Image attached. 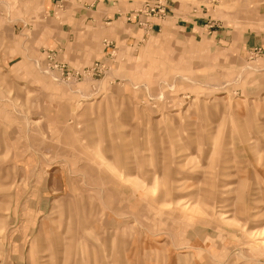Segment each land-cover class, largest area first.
I'll list each match as a JSON object with an SVG mask.
<instances>
[{
	"label": "rangeland",
	"instance_id": "obj_1",
	"mask_svg": "<svg viewBox=\"0 0 264 264\" xmlns=\"http://www.w3.org/2000/svg\"><path fill=\"white\" fill-rule=\"evenodd\" d=\"M0 264H264V0H0Z\"/></svg>",
	"mask_w": 264,
	"mask_h": 264
}]
</instances>
